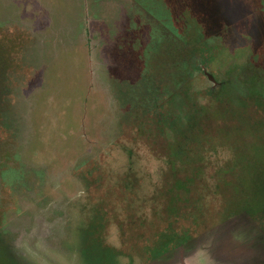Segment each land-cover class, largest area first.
<instances>
[{"label":"rangeland","instance_id":"rangeland-1","mask_svg":"<svg viewBox=\"0 0 264 264\" xmlns=\"http://www.w3.org/2000/svg\"><path fill=\"white\" fill-rule=\"evenodd\" d=\"M194 4L0 0V264H264V0Z\"/></svg>","mask_w":264,"mask_h":264},{"label":"trees","instance_id":"trees-1","mask_svg":"<svg viewBox=\"0 0 264 264\" xmlns=\"http://www.w3.org/2000/svg\"><path fill=\"white\" fill-rule=\"evenodd\" d=\"M194 1L195 0H135L136 4L143 5V10L148 12L151 16H156L158 18V22H156L158 24L157 28L160 31L167 30L168 33L161 35L163 38H172L173 41L171 43V46L173 47H176L177 45L182 46L187 44L188 42L189 43L186 46H193L194 44L196 45V43L204 45L208 41H210L211 38H214L218 34L222 33L224 23L218 14L216 16L208 17L202 16L197 19L193 17L191 12L193 11L192 9L195 10L196 8ZM188 16H191L192 19H189ZM193 29H200L203 31V34H200L199 37H197L195 33L192 35L191 31ZM190 33L191 35H189ZM191 36H193L194 38H191ZM177 50L179 51V49ZM183 50L184 49L182 48L180 51L182 52ZM173 57H176V55ZM184 63H180L179 65L184 66ZM261 82L262 81H259L257 82V84L259 85L261 84ZM243 86H246L245 89L247 91L248 85ZM252 90H254V87L250 88V94H252L253 99L257 101L256 104H260L259 99L264 100V97H262V94L260 93L254 94V91ZM187 191L188 186L186 182L177 181L174 189L171 190V193L176 192V194L173 195L172 199H175L177 201L176 203H179L180 206L188 205L189 198L188 196L186 197ZM262 209H264V207H262Z\"/></svg>","mask_w":264,"mask_h":264},{"label":"flooded vegetation","instance_id":"flooded-vegetation-1","mask_svg":"<svg viewBox=\"0 0 264 264\" xmlns=\"http://www.w3.org/2000/svg\"><path fill=\"white\" fill-rule=\"evenodd\" d=\"M178 247H180V246H178ZM178 247H176L173 251H175ZM181 249V248H180ZM173 251H171V252H173ZM169 252V251H168ZM168 252H165V253H163L162 255H160L161 257H163V258H166L167 257V253ZM171 252H169V255L171 254ZM160 256H157V257H155L156 259H154L153 261H154V263H156L155 261H157L158 260V258L160 257ZM162 258V259H163Z\"/></svg>","mask_w":264,"mask_h":264}]
</instances>
